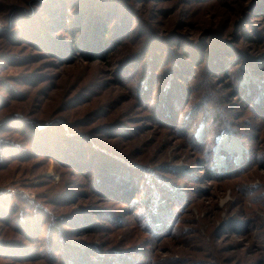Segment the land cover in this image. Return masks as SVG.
<instances>
[{"label": "rangeland", "instance_id": "374dc122", "mask_svg": "<svg viewBox=\"0 0 264 264\" xmlns=\"http://www.w3.org/2000/svg\"><path fill=\"white\" fill-rule=\"evenodd\" d=\"M257 105L264 0H0V264H264Z\"/></svg>", "mask_w": 264, "mask_h": 264}, {"label": "trees", "instance_id": "16d2710c", "mask_svg": "<svg viewBox=\"0 0 264 264\" xmlns=\"http://www.w3.org/2000/svg\"><path fill=\"white\" fill-rule=\"evenodd\" d=\"M104 31H106L105 29H104ZM257 107H260V109H264V106L262 107L261 105H257ZM191 119H192V116L191 117H189L188 118V120L186 121V123L189 125L190 123H191ZM206 130V129H205ZM206 134H207V131H205V136H206ZM205 136H204V138H205ZM204 138H203V140L200 142V141H198V140H196L198 143H199V145H203V143H204ZM106 151H108L109 153H112L113 155H117L116 153H114V152H112L111 150H107L106 149ZM208 161L210 162V159H208ZM236 165H234V167H235ZM230 167H232L231 165H230ZM229 167V168H230ZM238 167V166H237Z\"/></svg>", "mask_w": 264, "mask_h": 264}]
</instances>
